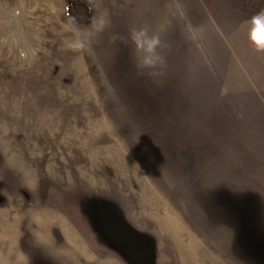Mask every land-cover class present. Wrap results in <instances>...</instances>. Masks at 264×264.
Returning a JSON list of instances; mask_svg holds the SVG:
<instances>
[{"label": "rangeland", "instance_id": "obj_1", "mask_svg": "<svg viewBox=\"0 0 264 264\" xmlns=\"http://www.w3.org/2000/svg\"><path fill=\"white\" fill-rule=\"evenodd\" d=\"M261 12L0 0V264H264ZM96 17L89 48L68 50L72 18ZM140 27L164 42L153 69L136 66Z\"/></svg>", "mask_w": 264, "mask_h": 264}, {"label": "clouds", "instance_id": "obj_2", "mask_svg": "<svg viewBox=\"0 0 264 264\" xmlns=\"http://www.w3.org/2000/svg\"><path fill=\"white\" fill-rule=\"evenodd\" d=\"M109 23L105 17L93 18L91 28L82 31L72 18L71 31L73 38L67 42L68 50L78 52L89 48L92 38L101 32ZM129 38L134 45L135 61L138 69H153L163 63L160 49L164 42L159 32L146 27L131 28ZM248 38L258 51H264V12L253 16L249 22Z\"/></svg>", "mask_w": 264, "mask_h": 264}, {"label": "trees", "instance_id": "obj_3", "mask_svg": "<svg viewBox=\"0 0 264 264\" xmlns=\"http://www.w3.org/2000/svg\"><path fill=\"white\" fill-rule=\"evenodd\" d=\"M234 195H237L238 196V194H234ZM236 197V196H235ZM235 200L234 199H232L231 200V202H234ZM237 201V200H236ZM240 201H242V200H240ZM231 206H233V207H239V206H237V205H234V204H230ZM222 209H227L226 207L225 208H221V210ZM234 210V212L238 215V216H240V214H241V208L239 209V210H237V209H233ZM229 211H230V209H229Z\"/></svg>", "mask_w": 264, "mask_h": 264}]
</instances>
